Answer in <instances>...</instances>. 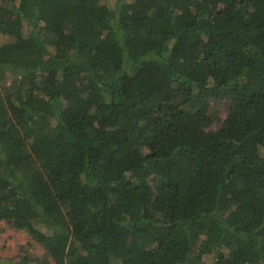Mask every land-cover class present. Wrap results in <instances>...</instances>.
Instances as JSON below:
<instances>
[{"label":"trees","instance_id":"16d2710c","mask_svg":"<svg viewBox=\"0 0 264 264\" xmlns=\"http://www.w3.org/2000/svg\"><path fill=\"white\" fill-rule=\"evenodd\" d=\"M0 80V264H264V0H0Z\"/></svg>","mask_w":264,"mask_h":264},{"label":"rangeland","instance_id":"374dc122","mask_svg":"<svg viewBox=\"0 0 264 264\" xmlns=\"http://www.w3.org/2000/svg\"><path fill=\"white\" fill-rule=\"evenodd\" d=\"M3 83L2 80L1 84ZM25 249H28V252L34 257L43 254L42 247L34 244L24 231L7 227L6 224L0 222V256L13 257L24 252Z\"/></svg>","mask_w":264,"mask_h":264}]
</instances>
